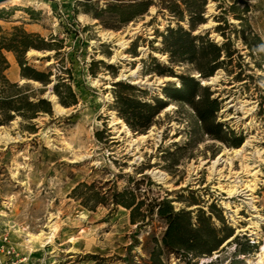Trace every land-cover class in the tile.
<instances>
[{
  "label": "rangeland",
  "instance_id": "374dc122",
  "mask_svg": "<svg viewBox=\"0 0 264 264\" xmlns=\"http://www.w3.org/2000/svg\"><path fill=\"white\" fill-rule=\"evenodd\" d=\"M80 1L86 0L0 4V11L5 12L0 18L3 31L22 25L46 39L63 40L57 58L54 51L32 49L26 59L40 71H51L53 82L55 74L63 76L65 68L70 70L77 98L73 106L61 105L52 92L53 82L44 86L22 78L14 54L4 51L7 78L27 85V92L46 98L52 107V114L39 112L29 120L15 114L0 125V131L14 137L0 142V205L18 252H51L50 264H151L153 239L164 229L161 219L149 216L139 228L130 222L126 208L107 201L89 209L71 194L81 182L109 194L140 180L141 193L166 197L176 210L200 207L208 213L209 205L215 204L233 228L232 237L192 264H251L264 243V68L255 63L258 55H248L241 37L236 38L232 27L221 22L232 48L241 54V58L234 54L231 65L240 62V68L235 66L231 74L223 68L216 70L208 85L220 101L217 120L243 138L239 146H234L231 135L223 141L203 132L192 107L174 101L146 132L137 133L111 108L113 83L128 81L153 96H162L167 83L179 84L176 77L145 74V67L152 64L150 56L169 65L167 55L159 50L156 32L176 21L151 5L144 14L113 29L109 14L97 19L93 11L109 2L129 0H88V12ZM232 4L235 9L230 8ZM217 15L236 28L235 15L244 17L264 42V0H207L206 22L194 33H208L222 43L224 38L215 29ZM92 61L93 74L89 72ZM173 69L192 73L186 65ZM239 71L245 80L235 79ZM50 95L55 96L58 108ZM234 179L239 186L229 193ZM212 220L221 226L214 215ZM40 233L39 238L33 237ZM161 258L165 264H184L173 254H161Z\"/></svg>",
  "mask_w": 264,
  "mask_h": 264
},
{
  "label": "trees",
  "instance_id": "16d2710c",
  "mask_svg": "<svg viewBox=\"0 0 264 264\" xmlns=\"http://www.w3.org/2000/svg\"><path fill=\"white\" fill-rule=\"evenodd\" d=\"M88 0L80 1L79 5L85 12L89 11ZM207 0H161L158 4L153 0H129L127 2H109L104 8H95L93 17L102 19L104 14H109V28L117 29V24L128 23L137 15L147 12L151 5H156L158 11L165 10L171 19L176 21L174 26L168 24L162 31H157L160 37V52L167 55L169 65H165L150 56L149 67L146 66L145 74L156 73L159 76L176 77L179 84L173 82L165 84L160 95H150L147 90L124 80L113 83V103L111 108L117 115L137 133L146 132L155 122L159 113L170 101L189 104L199 122L201 129L206 134L218 140H226L227 136L234 137V146H239L243 138L234 134L233 130L226 129L222 122L217 120V112L220 109V101L214 97V92L202 81L209 79L215 71L223 68L227 74L233 73V68L240 62L232 64L234 54L241 58L240 52L232 48L230 38L223 31L221 22L232 27L236 38L241 37L242 42L248 48V55H258L256 65L264 68V42L260 36L250 29L249 23L240 15H235L239 20V28L233 24H227V20L221 15L215 16L219 23L216 31L224 41L220 44L212 40L208 33H194L197 27L206 22L205 6ZM235 5L230 6L235 9ZM4 10L0 11V18ZM31 13V11H30ZM74 13V12H73ZM106 17V16H105ZM182 22L186 23V27ZM131 52L135 53L136 42L132 41ZM63 40H55V37L44 38L37 32L28 31L22 25L12 26L10 31H3L0 27V125L10 121L17 114L25 120L35 118L39 112L52 114L50 101L38 96L34 91L27 92V85H19L10 81L5 71L9 67L4 51L12 52L20 68L22 78L39 81L46 86L53 82L51 71H40L26 59V53L35 49L39 51H54V56L60 53ZM46 58L48 56H45ZM89 66V72L94 73L93 64ZM228 63L230 65H226ZM175 65H186L190 71L180 73L173 69ZM106 67H112L105 64ZM64 75L55 74L52 84V92L58 102L65 106H73L77 103L76 93L72 89L70 81L73 77L71 71L64 69ZM239 71L235 79L243 81ZM39 94L43 89L38 90ZM33 129V127H31ZM132 180V179H131ZM148 183L151 181L148 179ZM130 186L120 190L112 189L109 194L102 193L94 188V184L81 182L72 189V196L81 199L83 206L94 209L99 203L110 201L114 205H120L129 210V219L132 224L141 227L149 216H156L164 223V229L159 238H154V248L149 254L151 264H165L161 254L166 257L173 254L176 259L183 260L184 264H192L193 260L211 255L227 239L233 236L234 230L223 220L220 209L215 204L209 205L207 213L202 208H180L176 210L171 200L166 197H147L140 192L141 181H134ZM92 200L94 204L89 205ZM212 215L220 222L221 226L213 224ZM241 253L245 254L243 249ZM196 263V262H194Z\"/></svg>",
  "mask_w": 264,
  "mask_h": 264
},
{
  "label": "built area",
  "instance_id": "2783aa9c",
  "mask_svg": "<svg viewBox=\"0 0 264 264\" xmlns=\"http://www.w3.org/2000/svg\"><path fill=\"white\" fill-rule=\"evenodd\" d=\"M0 205V264H28L27 255L18 252L11 236V226L5 220Z\"/></svg>",
  "mask_w": 264,
  "mask_h": 264
},
{
  "label": "bare ground",
  "instance_id": "6f19581e",
  "mask_svg": "<svg viewBox=\"0 0 264 264\" xmlns=\"http://www.w3.org/2000/svg\"><path fill=\"white\" fill-rule=\"evenodd\" d=\"M10 1H14V0H6L5 2H3V3H6V2H10ZM16 2V1H15ZM2 3V4H3ZM123 75V74H122ZM213 78V77H212ZM211 78V79H212ZM210 79V78H209ZM202 82H204V81H202ZM50 98L52 99V101H53V105H54V107L55 108H58L59 107V105H57V103H56V100H55V96L54 95H50ZM140 137H145V135H141ZM14 140V137H12V136H10L7 132H2V131H0V142L1 143H7V142H9V141H13ZM241 148H243V147H241ZM239 151H241V149H237V150H235V152H239ZM221 157L220 156H218V158H217V160H219ZM216 161H213V164L215 163ZM231 184H230V189H228V191H229V193H232V192H234V191H236V187H238L239 185H238V182H239V180H231ZM40 235H41V233L40 234H38V235H35V236H33L35 239L36 238H39L40 237ZM251 264H264V243H262L261 245H260V250H259V252H257L256 253V257H254V260L252 261V263Z\"/></svg>",
  "mask_w": 264,
  "mask_h": 264
},
{
  "label": "crops",
  "instance_id": "0c3cea01",
  "mask_svg": "<svg viewBox=\"0 0 264 264\" xmlns=\"http://www.w3.org/2000/svg\"><path fill=\"white\" fill-rule=\"evenodd\" d=\"M27 255L28 264H50L51 252H22Z\"/></svg>",
  "mask_w": 264,
  "mask_h": 264
},
{
  "label": "water",
  "instance_id": "95a60500",
  "mask_svg": "<svg viewBox=\"0 0 264 264\" xmlns=\"http://www.w3.org/2000/svg\"><path fill=\"white\" fill-rule=\"evenodd\" d=\"M6 0H0V4H2L3 2H5ZM210 79L204 80V82H202V84H210L209 82Z\"/></svg>",
  "mask_w": 264,
  "mask_h": 264
}]
</instances>
